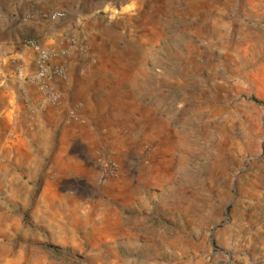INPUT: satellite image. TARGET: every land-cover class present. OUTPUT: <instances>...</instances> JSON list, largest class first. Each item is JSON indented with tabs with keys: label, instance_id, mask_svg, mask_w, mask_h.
<instances>
[{
	"label": "rangeland",
	"instance_id": "obj_1",
	"mask_svg": "<svg viewBox=\"0 0 264 264\" xmlns=\"http://www.w3.org/2000/svg\"><path fill=\"white\" fill-rule=\"evenodd\" d=\"M79 5L153 26L123 40L134 56H99L92 38L80 56L88 70H135L157 129L141 130L125 172L110 157L94 192L69 188L86 195L74 226H35L43 180L27 208L17 184L12 264H264V0H54L43 17Z\"/></svg>",
	"mask_w": 264,
	"mask_h": 264
},
{
	"label": "crops",
	"instance_id": "obj_2",
	"mask_svg": "<svg viewBox=\"0 0 264 264\" xmlns=\"http://www.w3.org/2000/svg\"><path fill=\"white\" fill-rule=\"evenodd\" d=\"M53 1L0 0V182L8 196L7 203L0 200V264L21 256L14 240L22 226L10 205L17 184L27 208L29 183L43 180L33 209L35 226H74L86 195L70 191L72 185L85 182L94 192L110 157L125 172L141 130L157 129L155 112L141 107L139 87L131 80L135 70H88L87 58L80 56L85 51L69 41L77 34L86 47L92 38L99 56L130 57L134 50L123 40L130 35L138 43L141 32L153 26L135 21L112 26L94 16L96 9L81 5L68 20L55 23L43 17ZM31 40L59 52L55 63L68 66L67 78L55 81L57 103L25 78L35 71ZM64 51L69 54L61 55Z\"/></svg>",
	"mask_w": 264,
	"mask_h": 264
},
{
	"label": "built area",
	"instance_id": "obj_3",
	"mask_svg": "<svg viewBox=\"0 0 264 264\" xmlns=\"http://www.w3.org/2000/svg\"><path fill=\"white\" fill-rule=\"evenodd\" d=\"M49 19L53 22H62L68 19V13L64 10H56L51 12ZM70 45L72 48H78L82 51L86 49V40L78 36H70ZM28 45L34 50L35 58L33 60L34 73L26 76L27 80L34 81L39 88L46 94L52 103H57L59 95L56 91V80L66 79L68 66L66 64H57L55 59L60 53L52 49L46 48L36 40H31ZM69 52L64 51L61 55H68ZM21 74V72L19 73ZM106 173L115 171L117 165L115 162H107Z\"/></svg>",
	"mask_w": 264,
	"mask_h": 264
},
{
	"label": "water",
	"instance_id": "obj_4",
	"mask_svg": "<svg viewBox=\"0 0 264 264\" xmlns=\"http://www.w3.org/2000/svg\"><path fill=\"white\" fill-rule=\"evenodd\" d=\"M106 175H107V173H106V171H104V173H103V180L106 178Z\"/></svg>",
	"mask_w": 264,
	"mask_h": 264
}]
</instances>
